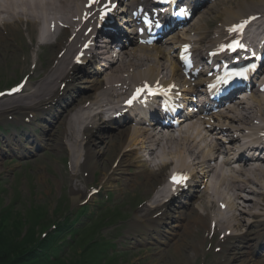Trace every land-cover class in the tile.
Listing matches in <instances>:
<instances>
[{
	"label": "bare ground",
	"instance_id": "6f19581e",
	"mask_svg": "<svg viewBox=\"0 0 264 264\" xmlns=\"http://www.w3.org/2000/svg\"><path fill=\"white\" fill-rule=\"evenodd\" d=\"M87 1L0 0V53L7 58H11L12 56L13 67L21 66L22 58H20L18 66L17 60L13 59V56H16V53L20 52V48H24L26 54H28L24 67L26 68V72L31 69L29 61L30 48L25 45L23 37L18 31L21 25L30 24L29 27H32L33 31L36 24H41L42 32L36 43L41 49L47 47H54L56 49L52 53V60L46 63L47 68L44 70V78L38 82L36 88L31 93H27L21 97L0 100V117L6 115L10 110L14 112L30 110L32 112L34 109L41 107V105L52 106L53 103L51 101L54 102V100L59 104L65 95L69 93V90L75 86L76 73L80 68L79 63L85 61L88 56L90 57L91 53H94V49L98 45L97 40H99L98 38L101 35L96 30V25L92 23L84 25L82 22ZM222 14L224 26H230L238 20L259 15L257 30L261 27L264 28V0H236L234 6H224ZM53 24L54 26H52ZM61 24L69 28L70 32L72 31V42L62 39L66 30L61 29ZM90 27L93 28V32L91 34L84 33V29ZM221 30L223 31V27H221ZM10 31H12L11 40L6 35L7 32L11 34ZM192 31H197L201 36L200 42L207 39L205 26L198 29L195 28ZM216 33H219V29ZM215 41L212 40L210 45ZM84 42H91L90 48L85 51L82 50ZM8 44H12L13 47ZM142 52V57H136V60H139L138 62H128L127 56H120L118 60L119 64L115 67H110V71L106 75V91L98 94L90 104H88V101H85L84 104L77 106L74 105L77 103V100L73 101L70 105H67L64 114L59 119H56L62 121L65 125L62 131V140L58 143L57 148L70 159L72 175L70 177L74 179L72 188L75 202H82L92 196V192L89 189L83 190L80 187V183L83 184L80 173L83 167L91 172V179L100 175L101 183H106V185H114L121 177L126 175L125 167H134L136 168V175L138 174L144 178L145 183L141 189L146 192V196H149L150 191L153 189L154 181L167 168L171 166H175L179 170L194 168L193 171L200 170L205 173L208 182L210 178V184L206 185L204 191L197 190L194 195V201L198 202V207H191V214L185 217L187 223L180 225L183 239L181 242H176L173 246L174 252L177 255L176 259H187L186 253L190 254L191 257L193 255L197 256L201 248L204 247L207 236L212 233L211 226L213 223H216L217 232L220 230L231 231L234 238L241 241V243H245L247 247L253 243L256 245L259 241L263 240L262 235L264 233V163L252 166V169L245 167L238 171L230 170L233 172L231 174L226 173L224 170L225 166L231 165L229 161L223 164V168H211V162L213 161L211 151L198 140V138L202 140L207 138L202 130L192 132V134L185 133L176 140L172 135L164 133L156 134L151 132L149 128L135 127L133 130H130L131 128L128 127L122 129L118 136H113L110 139V143H108L109 150L106 153L110 157H114L116 159L115 162L119 161L118 167L114 168L115 162L113 163V160H109L98 168V163L103 157L101 154L103 151L96 152L90 147L91 143H93L91 136L96 131L103 129L107 124V121L102 122L100 115L106 113V108L113 104V99L119 97L115 91L119 88L124 93H127L134 84L147 81L153 76L157 77L161 74V71L163 73L164 71H168L167 66L157 62L156 54V56H153V53L146 48H142ZM80 53L84 54V58L76 61L75 58ZM151 57L154 58L151 65L141 70V68L147 66L145 65V61H149ZM94 60L95 55L94 58L93 56L90 57L89 62L93 63ZM172 67L170 66L171 70ZM172 75H176V72L172 73ZM83 76L88 78L94 90H98L103 86L100 81L93 77L89 78L84 73ZM62 84H66L64 90L61 89ZM250 102L251 106L243 108L241 112L237 111L238 114L233 117L234 121L236 119L242 124L239 129L251 126L258 119L260 122H264V95L253 96ZM53 108L55 107L52 106ZM95 109H101V114L95 115L93 113ZM113 109L115 110L114 107ZM41 115L49 116L52 120L55 117L50 109L47 111L42 110ZM140 123L142 122H138V124ZM82 130L84 131V138L80 135ZM65 135L67 136L66 142L68 145L63 141ZM84 142H86L85 162L80 163V149ZM100 144L107 145L105 141H100ZM97 145L98 143L95 144V146ZM125 145L124 151L121 152V149ZM135 151L140 152L142 156L135 158ZM145 154L150 157L148 161L141 160V157H145ZM191 176L193 178L191 184L197 185L196 179L198 177ZM165 192L167 191L164 187L163 190L158 192V196L165 198ZM244 194H247V196H243ZM182 195L183 192L179 193L174 199L176 200ZM241 198L246 201V205L242 209L238 207L237 202ZM151 200L152 204L140 211L137 222L144 223L145 221H150L151 224L148 231L155 230L159 232L158 223L166 218L165 212H162L166 205H163V202H156L155 198ZM220 202L227 205L226 212L215 210L216 204ZM214 210L215 212L211 214V211ZM245 215L254 218L248 230L243 226L246 231L241 229V223L244 222ZM203 234H205V237ZM222 245L223 242L218 247ZM187 249H190V252ZM184 250H186L185 253ZM225 259L226 262L224 260L221 264L230 263L228 257ZM181 260H178V262H182ZM252 262L257 264L255 259L254 261L252 259ZM252 262L245 264H252Z\"/></svg>",
	"mask_w": 264,
	"mask_h": 264
},
{
	"label": "rangeland",
	"instance_id": "374dc122",
	"mask_svg": "<svg viewBox=\"0 0 264 264\" xmlns=\"http://www.w3.org/2000/svg\"><path fill=\"white\" fill-rule=\"evenodd\" d=\"M217 8L221 11L224 6L219 5ZM212 15L216 16V13ZM217 16H219V14H217ZM217 24V21L211 22L210 27L214 30ZM8 45L13 47L12 44ZM21 55V52H17L16 56H13V59L15 58L17 60L18 66ZM12 64V56L11 58H7L0 53V90L10 87L22 79L21 76H19L20 67L15 68ZM32 86L34 87V85ZM84 88L87 89V86L79 84V90ZM96 93L97 91L88 92V94L84 95V99L78 103H83L87 100L86 98L94 96ZM71 95L76 96V93L72 92ZM59 110L60 112L63 111L61 108H59ZM55 115L58 116V113L55 112ZM40 125L41 123H38V125L34 126V129L40 127ZM0 126L3 127L0 128V252H4L10 245L13 246L14 250L18 246L23 247L25 244V246H27L34 242L54 219L59 221L69 207L72 209H79L81 203L75 202L72 188L74 179L70 177L69 172L67 173L68 169L66 167L70 165V161L68 157L57 148L58 143H60L62 139L61 132L64 127L63 124L61 126L57 124L58 127L51 132V141L46 143L43 151L35 156L23 159L13 157V155L18 156V153L21 154L22 151H18L14 154L12 148H9L5 144L6 140L3 139L4 141H1V134H7V139H11L12 143L14 142V148L17 150L27 145L26 134L20 136L21 144H19L17 140H13V129L15 126L13 127L11 123L5 121L4 117H0ZM46 127L48 126L46 125ZM17 129L19 133H22L20 127ZM26 129L28 130V128ZM44 130H48V128L44 127ZM38 135L42 136V131L38 130ZM98 137L99 139L100 137L101 139L108 138L107 135L103 136L102 134H99L97 138ZM109 140L110 139H107L105 141L108 143ZM99 146L100 147L95 148V151L102 150L105 154L102 153V155H104L98 163V168L101 167L103 163L107 162L108 159H110V161L114 159V157H110V155L106 154L109 150L108 145ZM127 168L126 176L123 179L112 186L105 185V192H108L112 196L110 203L105 201L103 196L93 198L89 202L86 214L83 215L75 225V227L82 225V237L85 235V237L88 238L94 235L89 231V227H86L88 222L94 225V231H100L102 233L101 236L98 235L94 237L97 242L93 250L97 254H101L104 259H119V264H211L210 259H205V257H207V252H205L204 255L199 254L198 259H192L190 261L188 259L190 254L188 253H186L187 259H176L177 255L174 252L173 245L175 242L182 241L183 234L179 235L178 238H176V236L173 237L169 240L168 244L162 242L163 245H161L159 243L161 236H163L165 231L170 232V229L166 230L165 227L161 230L163 234L160 236H156V234L150 236L145 231V229L148 228L146 225L148 222L142 225H137L135 223V218L139 215L134 213V211L137 212V204L141 203L143 199H146V194L144 192L143 195L144 190H139L138 188L136 190L135 186H126L128 182H132L131 180L136 173L133 167ZM85 174L86 172L83 170L82 175L86 180ZM126 178H129L130 181H126ZM82 180L83 184L80 183V187L84 190L91 180H87V182H84L83 178ZM94 181L95 186L100 184V175H98ZM157 186L158 184L155 186V190ZM155 190L151 191L152 194ZM151 197L152 195L149 196V198ZM149 201L150 200H147L145 202ZM118 202L123 203L125 209L133 212V220L130 219L124 224H119L114 218L116 214L112 217L113 211H120V217L131 216L124 211L123 206L115 208ZM239 202L240 204H244L242 201ZM101 207H106L108 210L104 211ZM187 214L189 213L185 211L184 213H180L179 217H183ZM178 218L176 219V224L179 223ZM245 219L247 222L252 220L248 215H245ZM26 227H28L30 231V234L27 236L23 232ZM135 233H139L140 236H136L135 238ZM151 237H155L157 240L153 239L149 240V242L146 241ZM28 238H31L30 243L26 241ZM123 241L125 242L124 244ZM91 250L92 248L89 249V252H91ZM189 250L190 249H187L188 252ZM105 251H108L107 256ZM89 252H87L86 259H91ZM185 252L186 250H184V253ZM242 252L246 254L245 250ZM214 255L217 256L216 254ZM80 256L76 251L63 250L61 258L73 259V262H76L77 259H85L84 255ZM219 257L223 258V256ZM245 259L247 258L238 259L237 264H242ZM178 260L182 262H178ZM93 264L97 263L94 262Z\"/></svg>",
	"mask_w": 264,
	"mask_h": 264
},
{
	"label": "trees",
	"instance_id": "16d2710c",
	"mask_svg": "<svg viewBox=\"0 0 264 264\" xmlns=\"http://www.w3.org/2000/svg\"><path fill=\"white\" fill-rule=\"evenodd\" d=\"M70 229L71 226H68L64 231ZM64 231L49 237V239L37 249L31 247L34 243H30L31 238L26 239L27 243L30 244L27 246H25V244V247L18 246L13 250L12 245L8 246L4 252H0V264H88L87 259H77L76 262H73V259L61 258L60 254L64 247H59L57 244ZM101 263L102 261H98L97 264Z\"/></svg>",
	"mask_w": 264,
	"mask_h": 264
},
{
	"label": "snow or ice",
	"instance_id": "6c2138e0",
	"mask_svg": "<svg viewBox=\"0 0 264 264\" xmlns=\"http://www.w3.org/2000/svg\"><path fill=\"white\" fill-rule=\"evenodd\" d=\"M246 23V22H245ZM244 27V24H241L239 26H237L236 28H233L231 29V31H239L241 30L242 28ZM235 47H239V48H243L244 45H241V44H236ZM185 52L188 51V48L186 47L184 49ZM185 59H187V57H185ZM249 70L248 69H245V70H241V71H238V72H230V73H227L223 82L225 84L229 83L230 80L234 77H240V78H244L246 79L247 78V72ZM16 91H19V88L16 89ZM149 92H151V89H148ZM154 94V93H153ZM135 99V97H134ZM129 103L131 104V101H129ZM188 179L187 175H181V174H176V175H173L172 177V182L174 184H184V182Z\"/></svg>",
	"mask_w": 264,
	"mask_h": 264
}]
</instances>
